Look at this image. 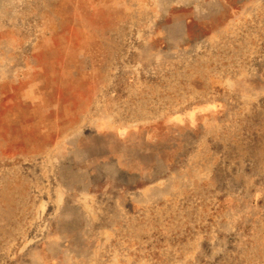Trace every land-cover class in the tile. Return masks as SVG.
<instances>
[{
	"label": "rangeland",
	"instance_id": "374dc122",
	"mask_svg": "<svg viewBox=\"0 0 264 264\" xmlns=\"http://www.w3.org/2000/svg\"><path fill=\"white\" fill-rule=\"evenodd\" d=\"M0 264H264V0H0Z\"/></svg>",
	"mask_w": 264,
	"mask_h": 264
},
{
	"label": "bare ground",
	"instance_id": "6f19581e",
	"mask_svg": "<svg viewBox=\"0 0 264 264\" xmlns=\"http://www.w3.org/2000/svg\"><path fill=\"white\" fill-rule=\"evenodd\" d=\"M195 111H196V106H193L187 111V113H189L192 116Z\"/></svg>",
	"mask_w": 264,
	"mask_h": 264
},
{
	"label": "crops",
	"instance_id": "0c3cea01",
	"mask_svg": "<svg viewBox=\"0 0 264 264\" xmlns=\"http://www.w3.org/2000/svg\"><path fill=\"white\" fill-rule=\"evenodd\" d=\"M180 113H182V112H180ZM178 114H179V113H178ZM178 114H176V115H178ZM182 114H183V113H182ZM176 115H175V116H176ZM181 118H183V117H181ZM176 121H178V120H176ZM178 122H179V121H178Z\"/></svg>",
	"mask_w": 264,
	"mask_h": 264
}]
</instances>
